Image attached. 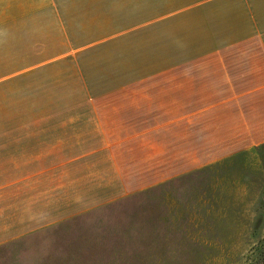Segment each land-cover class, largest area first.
I'll return each instance as SVG.
<instances>
[{
	"label": "rangeland",
	"instance_id": "obj_1",
	"mask_svg": "<svg viewBox=\"0 0 264 264\" xmlns=\"http://www.w3.org/2000/svg\"><path fill=\"white\" fill-rule=\"evenodd\" d=\"M250 22L264 0H0V150L82 145L46 154L83 158L57 188L87 203L0 264H253L264 141L229 151L248 80L213 53Z\"/></svg>",
	"mask_w": 264,
	"mask_h": 264
},
{
	"label": "crops",
	"instance_id": "obj_2",
	"mask_svg": "<svg viewBox=\"0 0 264 264\" xmlns=\"http://www.w3.org/2000/svg\"><path fill=\"white\" fill-rule=\"evenodd\" d=\"M226 27L230 33L222 44L215 42L213 53L223 57L226 78L248 80L246 89L231 92V96H238L231 99L239 106L235 108L231 101L232 140L227 145L230 152H235L264 141V22L230 23ZM61 137L47 136L54 145L45 152L63 153L75 147L83 150L82 145L68 146L70 138ZM46 153L0 150V245L50 228L67 216L86 210L87 203L81 195L75 196L72 190L67 195L64 185L57 188L61 175L63 179L71 174L81 175L83 158L62 159ZM115 164L118 170L112 172L123 174V164L119 160ZM78 189L81 192V181Z\"/></svg>",
	"mask_w": 264,
	"mask_h": 264
},
{
	"label": "trees",
	"instance_id": "obj_3",
	"mask_svg": "<svg viewBox=\"0 0 264 264\" xmlns=\"http://www.w3.org/2000/svg\"><path fill=\"white\" fill-rule=\"evenodd\" d=\"M253 255V264H264V237L257 243Z\"/></svg>",
	"mask_w": 264,
	"mask_h": 264
}]
</instances>
